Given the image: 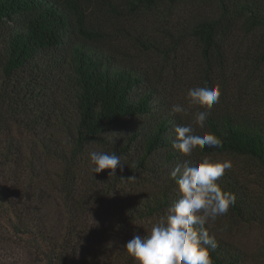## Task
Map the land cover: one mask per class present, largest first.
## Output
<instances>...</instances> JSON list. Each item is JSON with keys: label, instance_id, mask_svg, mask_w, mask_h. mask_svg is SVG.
I'll list each match as a JSON object with an SVG mask.
<instances>
[{"label": "trees", "instance_id": "obj_1", "mask_svg": "<svg viewBox=\"0 0 264 264\" xmlns=\"http://www.w3.org/2000/svg\"><path fill=\"white\" fill-rule=\"evenodd\" d=\"M181 4L213 8L169 30L195 40L208 69L224 63L235 32L264 29V0H0V264H135L124 245L179 199L173 168L203 156L255 166L253 177L235 165L225 171L217 182L235 204L207 226L217 240L214 264H254L222 231L223 219L264 222V118L211 110L201 129L172 114L170 87L118 35L126 11ZM149 40L148 49H160ZM190 123L221 146L190 157L173 149L174 127ZM91 151H114L123 171L93 173Z\"/></svg>", "mask_w": 264, "mask_h": 264}, {"label": "rangeland", "instance_id": "obj_2", "mask_svg": "<svg viewBox=\"0 0 264 264\" xmlns=\"http://www.w3.org/2000/svg\"><path fill=\"white\" fill-rule=\"evenodd\" d=\"M212 11L210 6L193 8L185 4L178 5L175 11L129 10L122 20L126 31L118 29V35L127 54L137 57L140 65L150 67L156 80L167 83L170 90L167 87L164 92L170 103H180L188 109L187 114H181L184 119H193L196 111L204 110L199 105L189 107L187 99L190 88L204 86H218L220 90L219 102L211 110L252 112L264 118V29L250 33L243 30L235 32L226 44L224 63L216 61L209 69L195 40H179V35L171 38L169 34L174 25L179 29L191 21L192 16ZM150 38L160 49L146 47L144 43L151 42ZM171 41L174 44H168ZM165 46L170 49L168 60L161 56V49ZM13 132L24 138L33 137L30 130L14 127ZM212 158L230 160L232 165L253 177L255 166L242 157ZM223 222L227 227L222 235L251 255L254 264H264V222L228 223L225 219Z\"/></svg>", "mask_w": 264, "mask_h": 264}, {"label": "clouds", "instance_id": "obj_3", "mask_svg": "<svg viewBox=\"0 0 264 264\" xmlns=\"http://www.w3.org/2000/svg\"><path fill=\"white\" fill-rule=\"evenodd\" d=\"M219 97L218 86L194 87L187 91L189 107L199 105L204 109L193 114L195 125L205 127ZM171 112L187 114L188 109L176 103ZM173 131L176 136L172 148L186 157L197 147L203 151L206 146H221L215 134L197 135L191 123L177 125ZM89 162L93 173L111 169L110 176L115 175L118 167L123 171L125 165L114 151L111 154L91 151ZM231 167L230 160L203 156L198 164L186 159L173 168L170 177L178 186L179 199L167 208L166 215L153 224L150 231L144 236L135 235L124 245L135 264H214L211 253L217 248V240L215 235H210L207 226L227 214L235 204L234 194L217 182Z\"/></svg>", "mask_w": 264, "mask_h": 264}]
</instances>
